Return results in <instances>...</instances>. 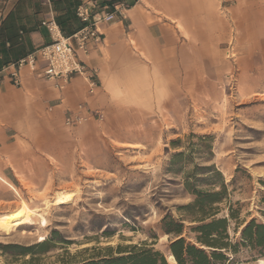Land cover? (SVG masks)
<instances>
[{"label": "crops", "instance_id": "crops-1", "mask_svg": "<svg viewBox=\"0 0 264 264\" xmlns=\"http://www.w3.org/2000/svg\"><path fill=\"white\" fill-rule=\"evenodd\" d=\"M83 0H0V69L50 41L41 20L53 17L66 30L79 28L75 7ZM85 1V0H84ZM115 20L102 23V45L79 54L96 71L99 85L86 92L80 76L62 90L36 71L20 69V85L0 82V180L9 189L70 182L77 150L142 145L130 134L152 128L155 106L184 93L200 79L223 74L222 45L229 20L244 52L241 72H261L264 58V0H115ZM99 109L103 118L71 128L68 109ZM15 187V186H14ZM13 191V190H11Z\"/></svg>", "mask_w": 264, "mask_h": 264}, {"label": "rangeland", "instance_id": "rangeland-1", "mask_svg": "<svg viewBox=\"0 0 264 264\" xmlns=\"http://www.w3.org/2000/svg\"><path fill=\"white\" fill-rule=\"evenodd\" d=\"M228 22L229 36L219 64L223 74L200 79L193 88H188L190 80L184 93L170 95L163 105L155 106L152 128L123 133L149 143L110 141L107 147L87 150L88 164L78 149L76 176L70 182L40 187L13 184L16 191H11L0 180V220L13 213L21 217L14 220L13 230L0 226V264H80L104 255L106 247L145 240L171 255L167 245L172 236L160 231L159 221L165 214L185 218L177 207L191 201L182 186V173L167 171L170 155L183 150L171 141L199 145L196 137L186 138L191 132L212 135V155L206 160L193 154L178 165L184 164L188 171L193 164H214L222 173L227 191L217 216L233 210L234 218L228 219L231 240H240L245 222L264 223V63L261 72H241L245 55L235 39L234 24ZM229 43L234 46L233 58L226 56ZM64 192H74L72 200L54 205L53 199ZM185 224L190 225L186 220ZM183 235L194 242L192 234ZM50 237L53 247L33 257L3 248L30 246ZM168 262L175 264L169 258ZM234 264H264V256L239 245Z\"/></svg>", "mask_w": 264, "mask_h": 264}, {"label": "trees", "instance_id": "trees-1", "mask_svg": "<svg viewBox=\"0 0 264 264\" xmlns=\"http://www.w3.org/2000/svg\"><path fill=\"white\" fill-rule=\"evenodd\" d=\"M99 6H110L115 0H95ZM64 34L68 35L73 30H66L57 22ZM7 65V64H5ZM196 137L197 143L187 145L180 144V139L171 141V145L183 147L172 153L168 162L167 171L176 174L182 173V186L185 192L190 195L191 201L179 205L177 209L185 218H173L170 214H165L160 219L159 229L167 235H171L167 245V254H171L175 264H234L235 254L239 245L247 246L249 249L264 256V223L251 219L243 224L240 229V240L233 242L228 234L229 218H234L233 210L229 209L226 216H217L220 212L219 203L226 198L227 187L224 184L222 173L214 164L199 165L193 164L192 168L185 171L178 165L182 159L189 161L193 154H198L201 158H210L212 135H197L190 133L186 138ZM204 185L208 188H201ZM264 200V197H263ZM185 220L190 225L185 224ZM190 233L194 237L191 242L183 235ZM56 232H52V235ZM156 238L155 234L150 235ZM52 239L22 246L19 244L3 245L4 249H9L12 254L32 257L36 254L47 252L53 247ZM65 242L64 239L59 241ZM104 255H98L94 260L82 262L80 264H169L165 254L153 247L152 242L129 244V246L117 245L106 247Z\"/></svg>", "mask_w": 264, "mask_h": 264}, {"label": "built area", "instance_id": "built-area-1", "mask_svg": "<svg viewBox=\"0 0 264 264\" xmlns=\"http://www.w3.org/2000/svg\"><path fill=\"white\" fill-rule=\"evenodd\" d=\"M75 15L80 22L79 28L66 35L53 18L41 20V25L46 28L50 41L34 51L27 53L13 62H9L0 69V82L7 79L13 85H20L19 72L23 67L36 71L38 62H43L44 67L40 76L53 81L59 90L64 89L71 79L80 76L86 86V92L95 93L99 82L96 71L89 68L79 58V54L87 55L91 50L102 45L103 34L100 25L115 20L117 5L99 6L95 0H83L76 5ZM234 46L229 43L226 56L233 58ZM95 118L101 120L103 113L99 109L90 110L83 104H78L74 109H68L64 123L71 128Z\"/></svg>", "mask_w": 264, "mask_h": 264}, {"label": "bare ground", "instance_id": "bare-ground-1", "mask_svg": "<svg viewBox=\"0 0 264 264\" xmlns=\"http://www.w3.org/2000/svg\"><path fill=\"white\" fill-rule=\"evenodd\" d=\"M11 188H13V186ZM14 191H16V190L14 189ZM73 193L74 192H64V193H61V195H59V196H57V197H55L53 199L52 203L54 205H62L63 203H68L70 200H72ZM22 204H23V206L25 208H27L24 201H22ZM17 219H21V217H19V214L18 213H13V214H11L9 216L2 217L1 220H0V226L3 227L4 230H6V231L13 230V225L16 224V223H14V220H17ZM168 258L172 262H175V260H174V258H173L172 255H169Z\"/></svg>", "mask_w": 264, "mask_h": 264}]
</instances>
